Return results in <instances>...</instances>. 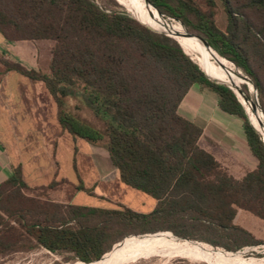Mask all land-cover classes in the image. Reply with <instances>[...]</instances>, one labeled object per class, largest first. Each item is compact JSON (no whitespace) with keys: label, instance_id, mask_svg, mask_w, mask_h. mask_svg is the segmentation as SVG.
I'll list each match as a JSON object with an SVG mask.
<instances>
[{"label":"trees","instance_id":"trees-1","mask_svg":"<svg viewBox=\"0 0 264 264\" xmlns=\"http://www.w3.org/2000/svg\"><path fill=\"white\" fill-rule=\"evenodd\" d=\"M117 2V10H108L93 0H0V31L13 42L54 43L47 73L18 64H11L12 69L44 83L58 106L60 125L102 145L121 182L152 197L156 208L139 213L123 205L94 208L29 197L17 167L0 187V256L45 249L69 255L67 261L92 264L130 236L160 232L231 252L258 245L234 221L240 210L264 221L260 133L226 82L207 76L179 39L140 23ZM149 2L181 22L203 49L249 77L264 112V0ZM219 2L226 15L224 29L217 23ZM195 85L215 93L220 109L242 121L258 160V167L242 179L200 147L203 130L180 115L179 107ZM68 98L82 102L103 128L70 116ZM245 101L252 110L248 96ZM156 235L176 239L170 233Z\"/></svg>","mask_w":264,"mask_h":264},{"label":"rangeland","instance_id":"rangeland-1","mask_svg":"<svg viewBox=\"0 0 264 264\" xmlns=\"http://www.w3.org/2000/svg\"><path fill=\"white\" fill-rule=\"evenodd\" d=\"M93 1H95V3L99 6L108 10H117L114 1H118L125 6L123 8L127 10L130 15H132L139 21H145L152 26L156 25L167 28L166 26L160 24L155 20H150L139 16L137 12L131 9L132 5L128 0ZM219 7L220 15L217 23L220 28L224 29L227 21L223 6L220 2ZM150 11L155 12L153 10ZM166 19H168L169 22L173 24L179 23V21L176 19L170 20L169 17H167ZM180 23L178 25L182 27L185 32V28ZM161 32L165 33L164 31ZM186 38L187 40H189L190 45L193 46V49L197 50L192 40L188 36H186ZM37 43L40 49L44 47L48 52V54L45 55L43 54L44 49L43 51L41 50V53L39 55L41 60L44 61L45 59H47L46 57L48 55V58H50V48H52L54 43L52 41H40ZM198 43L200 49L202 50V54L206 55L204 56V60L209 63H213V58L210 57V55L212 54L213 57L219 55L215 54L212 51L203 49L201 43L199 41ZM47 47L49 48V50L47 49ZM188 53L192 57L194 56V54H190L189 50ZM222 60L230 70H235V73L239 76H235L233 80H227L222 77H215L211 73L210 74L217 80H222L227 83L230 82L231 86L234 87V90L238 91L244 99H246V97L248 96L252 111L255 112L254 114L260 111L259 114L264 122V112L260 104L259 96L258 100L260 106L257 103L256 92L252 85L253 82L251 83L248 79H246L244 77L246 75L241 70L232 66L227 60L223 58ZM242 84L245 85H243L241 90ZM245 87H247V90H245ZM236 95L245 108L239 95ZM42 110L43 113L39 112V115L43 114L45 116L43 124L45 140L47 142H50L53 147L57 149L59 148L58 153H56L55 155L47 153L43 155V162L41 165H43V179L46 183L51 179V175L55 174L51 181L53 183L59 182V186L61 187L60 189L64 190L65 192V187L67 186L62 183V177L66 178V180H68L67 183L70 187L67 197L71 201H74V203L77 205L94 208H111L116 207L117 205H123L133 211L140 213H151L153 211V204L155 200L152 197L123 185L118 180V176H116L113 181H110L108 179V174L100 173V170L96 167V144H93L78 135L70 134L67 130L63 129L58 122V119L56 117L57 115L54 113L51 107L45 106ZM66 111L70 116L74 118L80 119L81 121H85L87 123H91L99 129L103 128V123L98 120L92 114V112L84 106L82 102L78 100L68 98L66 100ZM254 114H252L251 116L248 115L250 121L252 120L254 122ZM68 149L75 153H71L69 155ZM49 160H51L50 162L58 163L60 165V169L57 168L58 166L50 169ZM109 164L111 168L116 172V169L111 165L110 161ZM47 169L49 170L47 171ZM55 187V184H51V188L49 189H56ZM79 187L80 189H82V191L78 190ZM39 195H43L48 199L54 197V194H52L50 190L47 191V193H39ZM234 224L248 231L258 241H260V243L258 245L245 247L241 250H238L237 252H231L222 247H214L208 243L179 238L171 232H160L170 233L177 240L156 235L160 233L130 236L121 243L116 244L113 248V251L117 246L120 245L127 247V249L120 255V261L118 264H264V221L257 219L250 213L240 210L237 213ZM162 241H174L180 243L181 245H178V248H186V245L189 244V246L191 245L193 247H196V249L201 253L205 252V250H208L211 251V254L207 256H199L195 253V251H193V249L191 250V248L189 251H181L179 249L168 247ZM67 258H69V255L62 256L53 254L47 250L38 249L30 252H17L0 256V264H84L76 260L67 261Z\"/></svg>","mask_w":264,"mask_h":264},{"label":"crops","instance_id":"crops-1","mask_svg":"<svg viewBox=\"0 0 264 264\" xmlns=\"http://www.w3.org/2000/svg\"><path fill=\"white\" fill-rule=\"evenodd\" d=\"M47 49L49 50L48 47ZM41 50L43 54H48L44 47L40 49L37 42L9 41L0 31V187L12 177L14 169L20 167L27 185V196L64 205L82 206L68 199L70 187L66 178L62 177V183L67 186L65 192L60 189L59 182L51 181L55 174L51 175L47 183L43 179V155H55L59 148L45 140V116L39 115V112L43 113L45 106L51 107L58 119L57 104L44 83L33 81L11 67V64H18L28 71L47 73L52 57L51 48L50 58L48 55L44 61L39 56ZM179 113L203 130L200 147L211 153L230 175L242 179L258 167V160L249 149L242 121L220 109L219 97L215 93L199 85L193 86L182 101ZM96 146V167L100 173L108 174L110 181L118 176L121 182L106 149L100 144ZM71 153L75 152L68 149V154ZM49 166L50 169L57 166L60 169L58 163L50 162ZM51 184H55L56 189H49ZM49 190L54 194L51 199L39 195ZM78 190L82 191L80 187ZM156 205L155 201L153 211Z\"/></svg>","mask_w":264,"mask_h":264},{"label":"bare ground","instance_id":"bare-ground-1","mask_svg":"<svg viewBox=\"0 0 264 264\" xmlns=\"http://www.w3.org/2000/svg\"><path fill=\"white\" fill-rule=\"evenodd\" d=\"M130 2L131 9L134 10L135 12H137V14L143 18H147L150 20H155L157 22H159L160 24H163L164 26L167 27L166 28H161L159 26L154 25L155 28L161 30V31H165V32H171L173 34V36L180 42V44L187 50H189L190 54H194V56L191 57L193 58V60L207 73H211L214 76L217 77H223L227 80H233V78L235 76H239L235 73V70L232 71L230 70L223 62L222 58H220L219 56H215L213 57V55L211 54L210 57L213 58V63H209L206 60H204V56H206L205 54H202V50L199 47V43L197 40H195L192 36H190L186 31L184 32V30L182 29V27H180L178 24H173L171 22H169L168 19H166L164 16L160 15L159 12L151 5H148L146 2V5L149 8H152L153 10H155V12H152L148 9L145 8V6L143 5L141 0H128ZM134 13V12H133ZM176 22V21H175ZM186 36H188L192 42L195 45V49H193V46L190 45L189 40H187ZM187 50V51H188ZM196 60H195V59ZM205 67V68H204ZM218 73V74H216ZM221 74V75H219ZM225 75V76H224ZM227 83V82H226ZM228 86H231V83H227ZM234 90V87H232ZM240 97L241 101L243 102L244 106H245V110L247 112L248 115H252L255 112H253L252 110H249L245 104V99L239 94L238 91L234 90ZM260 112V111H259ZM259 112H257L256 114L253 115V119H254V123L253 126L256 127L257 131L260 133L262 139L264 140V122L259 114ZM142 242V241H141ZM164 244H166L168 247L173 248V249H179L181 251H189L190 248L191 250L193 249V251H195V253L199 256H207L211 254V251L205 250V252L201 253L199 252L196 247L193 246H189V244H187L186 248H178V245H181L180 243L174 242V241H162ZM144 243V242H143ZM141 243V244H143ZM127 249V247L125 246H117L115 248V250L113 251V253L111 255H108L106 257H104L102 260L95 262L93 264H118L119 263V257L120 255ZM187 253V252H186ZM221 255V254H220ZM238 260V259H237ZM226 261V260H225ZM242 264V263H241Z\"/></svg>","mask_w":264,"mask_h":264},{"label":"water","instance_id":"water-1","mask_svg":"<svg viewBox=\"0 0 264 264\" xmlns=\"http://www.w3.org/2000/svg\"><path fill=\"white\" fill-rule=\"evenodd\" d=\"M147 2L148 3H150L149 2V0H147ZM151 4V3H150ZM121 5V4H120ZM152 5V4H151ZM127 11V10H126ZM128 12V11H127ZM159 12V11H158ZM129 13V12H128ZM159 14L160 15H162V16H165V15H163V14H161L160 12H159ZM131 17H133L132 15H131ZM166 17V16H165ZM134 18V17H133ZM135 19V18H134ZM170 20H173V19H171V18H169ZM137 20V19H136ZM137 21H139V20H137ZM140 23H142L141 21H139ZM143 24V23H142ZM145 25V24H144ZM165 32V31H164ZM165 34L166 35H168V36H171V37H173V34L171 33V32H165ZM190 36L192 35V34H190V33H188ZM174 38V37H173ZM175 39V38H174ZM206 45H207V47H209V48H211L210 46H209V44L204 40V39H202V38H200ZM181 45V44H180ZM182 46V45H181ZM182 48H183V46H182ZM184 49V48H183ZM185 51V50H184ZM186 52V51H185ZM187 55H189V54H187ZM190 56V55H189ZM190 58L193 60V58L190 56ZM194 61V60H193ZM195 62V61H194ZM196 63V62H195ZM197 64V63H196ZM198 65V64H197ZM199 66V65H198ZM200 67V66H199ZM201 68V67H200ZM205 72V71H204ZM206 73V75L207 76H209L208 74H207V72H205ZM244 76V75H243ZM246 79H248L251 83H252V81L247 77V76H244ZM218 83H220L219 81H217ZM252 85H253V88H254V90H255V92H256V99H257V103H258V105H259V100H258V91H257V89L255 88V86H254V84L252 83ZM230 87V86H229ZM232 90H233V88L232 87H230ZM234 91V90H233ZM235 92V91H234ZM235 94H237L236 92H235ZM260 106V105H259ZM247 113V112H246ZM248 115V114H247ZM249 117V116H248ZM250 120V119H249ZM251 122V121H250ZM252 124V123H251ZM253 125V124H252ZM255 128V127H254ZM256 129V128H255ZM256 131H257V129H256ZM258 132V131H257ZM259 133V132H258Z\"/></svg>","mask_w":264,"mask_h":264}]
</instances>
